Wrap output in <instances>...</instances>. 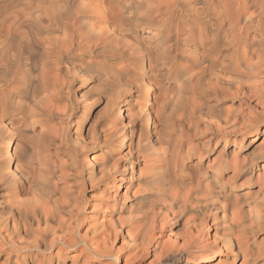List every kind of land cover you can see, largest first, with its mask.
<instances>
[{"label":"clouds","instance_id":"1","mask_svg":"<svg viewBox=\"0 0 264 264\" xmlns=\"http://www.w3.org/2000/svg\"><path fill=\"white\" fill-rule=\"evenodd\" d=\"M0 264H264V0H0Z\"/></svg>","mask_w":264,"mask_h":264},{"label":"rangeland","instance_id":"2","mask_svg":"<svg viewBox=\"0 0 264 264\" xmlns=\"http://www.w3.org/2000/svg\"><path fill=\"white\" fill-rule=\"evenodd\" d=\"M93 115H95V110H93ZM163 244L166 245V244H167V240H164V241H163Z\"/></svg>","mask_w":264,"mask_h":264}]
</instances>
